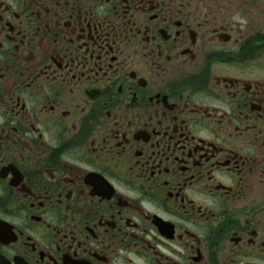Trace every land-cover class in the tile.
Masks as SVG:
<instances>
[{"label":"flooded vegetation","instance_id":"af4514ba","mask_svg":"<svg viewBox=\"0 0 264 264\" xmlns=\"http://www.w3.org/2000/svg\"><path fill=\"white\" fill-rule=\"evenodd\" d=\"M0 264H264V0H0Z\"/></svg>","mask_w":264,"mask_h":264}]
</instances>
